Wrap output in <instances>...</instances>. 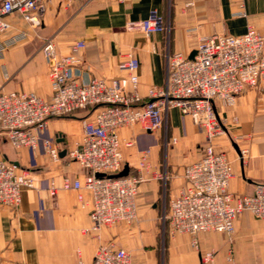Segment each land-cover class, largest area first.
<instances>
[{
	"label": "crops",
	"instance_id": "crops-1",
	"mask_svg": "<svg viewBox=\"0 0 264 264\" xmlns=\"http://www.w3.org/2000/svg\"><path fill=\"white\" fill-rule=\"evenodd\" d=\"M43 8L37 28L17 14L7 19L10 28L0 37V93L50 98L48 63L41 52L47 40L59 54H67L76 41L84 42L82 64L72 70L80 84L127 78L129 73L118 64L126 55L134 56L139 62L136 91L144 101L149 88L164 85L169 55L189 58L200 39L240 36L249 28L264 36V0H46ZM151 12L162 16L168 30L146 35L127 28ZM213 108L225 131L215 138V148L232 165L228 191L236 198L251 195L257 185H264V78L245 87L233 105L214 100ZM86 114L48 120L35 150H15L0 130V160L28 169L34 181L32 189L22 191L17 207H0V264H91L97 249L107 243L128 252L133 264H161L162 250L163 264H204L201 256L207 252L214 253L213 264H264L263 223L248 212L235 219L231 236L199 234L198 249L186 234L161 235L163 210L186 187L184 168L200 160L205 141L193 118L176 108L168 111L158 131L146 132L139 125L120 130L121 140L132 142L122 148V170L127 167V175L144 177L137 219L132 225L91 231L89 193L81 192L83 207L74 191L62 189L64 179L83 181L90 172L65 155L51 162L41 145L43 139L50 140L61 153L79 143L82 121L92 119ZM146 150L150 170L144 172L138 164ZM51 183L55 196L48 192Z\"/></svg>",
	"mask_w": 264,
	"mask_h": 264
},
{
	"label": "built area",
	"instance_id": "built-area-1",
	"mask_svg": "<svg viewBox=\"0 0 264 264\" xmlns=\"http://www.w3.org/2000/svg\"><path fill=\"white\" fill-rule=\"evenodd\" d=\"M45 2L0 0V37L9 30L7 19L13 14L19 15L31 28L39 27ZM127 28L146 35L168 30L162 16L156 12H151L144 20L129 23ZM84 46L83 41H76L68 47L67 54H59L53 42L47 40L41 52L48 63L50 98L44 100L30 92L0 93V130L15 150H35L39 145L38 133L48 120L94 107L92 119L82 121L81 141L65 151L69 160L90 174L83 181L64 179L62 183V189L74 191L83 207L86 203L81 192L89 193L90 230L98 232L104 227L132 225L136 221L138 188L144 177L141 174L113 177L123 168L122 148L132 146L131 141L121 140L119 132L134 125L146 132L159 130L172 108L193 118L204 133L205 141L200 160L184 168L186 187L169 202L168 213L163 216L167 233L190 236L192 247L198 249L199 234L215 232L231 236L234 221L243 212L260 220L264 228V185H257L251 195L243 197L236 198L228 191L232 165L226 155L215 148V138L225 131L213 108L214 100L233 105L245 87L254 86L264 78V36L249 28L240 36L200 39L193 59L181 53L169 55L164 85L149 88L144 101L136 91L139 62L130 54L118 64L120 71L129 73L127 78L93 79L87 84L74 80L72 70L81 66L79 53ZM41 145L51 162L60 160L56 143L43 139ZM149 156L148 150L141 153L140 171L150 170ZM33 187L28 169L0 160V207H17L22 191ZM56 190L51 183L50 196H55ZM201 261L213 264L214 253L203 254ZM91 264L133 262L128 252L107 243L97 249Z\"/></svg>",
	"mask_w": 264,
	"mask_h": 264
},
{
	"label": "rangeland",
	"instance_id": "rangeland-1",
	"mask_svg": "<svg viewBox=\"0 0 264 264\" xmlns=\"http://www.w3.org/2000/svg\"><path fill=\"white\" fill-rule=\"evenodd\" d=\"M164 123H166V121H164ZM164 125H166V124H164ZM156 131H158V130H156ZM165 178V177H164ZM168 213V209H167V207L165 206V208H164V210H163V214H162V219H161V224H162V227H161V235L163 236V237H165V235L167 234L166 233V231H167V222H165L164 223V225H163V216H165L166 214ZM163 248V247H162ZM164 256H165V251H163L162 250V254H161V256H160V261H161V264H163V258H164Z\"/></svg>",
	"mask_w": 264,
	"mask_h": 264
},
{
	"label": "trees",
	"instance_id": "trees-1",
	"mask_svg": "<svg viewBox=\"0 0 264 264\" xmlns=\"http://www.w3.org/2000/svg\"><path fill=\"white\" fill-rule=\"evenodd\" d=\"M93 109H94V107H89V108H86L84 110L76 111V112H74L72 114H69L67 116H64L62 118H64V119H76V118L80 117V116H78V114L80 112H86L87 113L86 116H85V118H86V117L91 115Z\"/></svg>",
	"mask_w": 264,
	"mask_h": 264
},
{
	"label": "water",
	"instance_id": "water-1",
	"mask_svg": "<svg viewBox=\"0 0 264 264\" xmlns=\"http://www.w3.org/2000/svg\"><path fill=\"white\" fill-rule=\"evenodd\" d=\"M195 55V51L191 53V55L189 56V59H193ZM65 155V151H62L60 153V157H63ZM128 174V168L125 167L120 173H118L117 175L113 176L114 178H120V177H125ZM98 177L102 176V174H97Z\"/></svg>",
	"mask_w": 264,
	"mask_h": 264
}]
</instances>
